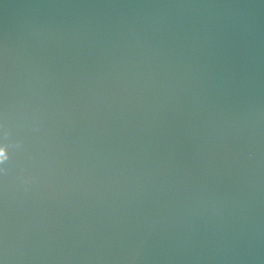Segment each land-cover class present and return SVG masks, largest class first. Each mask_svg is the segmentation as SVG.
Instances as JSON below:
<instances>
[{
    "label": "water",
    "instance_id": "95a60500",
    "mask_svg": "<svg viewBox=\"0 0 264 264\" xmlns=\"http://www.w3.org/2000/svg\"><path fill=\"white\" fill-rule=\"evenodd\" d=\"M0 264H264V0H0Z\"/></svg>",
    "mask_w": 264,
    "mask_h": 264
}]
</instances>
